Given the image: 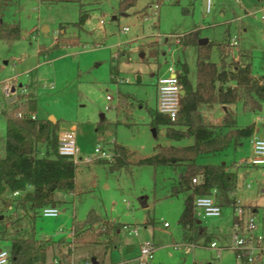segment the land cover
<instances>
[{"label": "rangeland", "instance_id": "374dc122", "mask_svg": "<svg viewBox=\"0 0 264 264\" xmlns=\"http://www.w3.org/2000/svg\"><path fill=\"white\" fill-rule=\"evenodd\" d=\"M211 2L208 12L207 0H138L122 12L120 0H82L90 13L83 26L76 24L81 9L78 2L51 5L41 0H12L5 6L4 19L19 24L22 33L12 42L0 40V144L6 137V112L27 111V102L34 96L39 119L54 116L60 132L73 128L79 157L93 158L76 163L75 192H55L58 217L39 212L33 219L22 207L23 192L9 194V205L0 202V214H7L0 224V248L10 249L14 237L35 236L51 240L45 264H94V259L96 264H139L141 245L150 242L155 245L154 257L144 264H235L233 248L225 247L218 255L210 246L201 245L204 236L191 239L193 231L179 224L189 193L173 194L180 166L130 164L113 171L101 162L108 159L95 151L102 145L113 153L117 142L135 152L131 160L137 162L153 155L158 145L190 143L187 138L170 139L166 125H160L155 135L151 111L156 109L158 77L169 75L170 66L178 71L186 61L189 78L196 81L197 48L179 44L182 35L192 29L198 28L200 37L216 43L231 44L235 37L238 45H231L225 61H249L255 74H264V0ZM155 4L160 5L158 14L145 20ZM61 24L65 25L62 33ZM125 27L129 31L124 32ZM211 59L222 62L217 45ZM237 108L239 125L258 121L257 126H262L257 118H264V102L258 114L245 111L241 103ZM208 111L213 120H219L213 109ZM102 114L105 120L97 130ZM250 155L251 142L245 139L243 145L232 144L199 161L239 163L237 199L245 205L259 203L257 218L264 224V192L260 191L264 165H245ZM92 210L121 223L120 236L118 231L115 234L116 227L106 234L109 229L104 222L85 224ZM233 214L232 207H223L220 217L199 218L208 227L204 232L211 234L206 244H231ZM210 231L217 232L219 240Z\"/></svg>", "mask_w": 264, "mask_h": 264}, {"label": "trees", "instance_id": "16d2710c", "mask_svg": "<svg viewBox=\"0 0 264 264\" xmlns=\"http://www.w3.org/2000/svg\"><path fill=\"white\" fill-rule=\"evenodd\" d=\"M12 0H0V40L12 42L21 38L19 24H10L4 19V8ZM15 1V0H14ZM17 1V0H16ZM48 4L60 2L80 3V16L76 23L83 26L90 18V13L84 8L82 0H41ZM138 0H120V10L126 12L135 6ZM159 2L163 0H158ZM179 3L180 0H175ZM61 33L65 25H60ZM200 30L198 28L182 35L179 44L197 48L196 84L189 78V66L181 62L178 72L182 90L181 107L176 121L161 114L157 109L151 111V126L158 131L160 125H166V134L170 139H192V143L184 146H156L151 156L141 157L137 162L131 160L133 152L126 146L114 144V159L101 160L109 164L111 170H121L130 164L137 165H184L185 170L178 185L173 187V194L180 191L189 192L184 201V209L179 218V224L186 231H193L191 239L205 237V244L211 240L203 229L206 226L196 216L194 199L196 195L211 194L222 207H235L238 201L235 196L237 189V173L229 170L226 163H202L199 158L214 155L227 150L232 144H239L243 139L250 138L254 133V125L238 127L237 116L231 105L241 103L247 112L262 109L264 101V74L254 73L251 62L232 60L225 61L230 53L229 41L216 43L209 41L199 44ZM217 45L221 52L222 62L211 59L213 46ZM55 46H59L56 42ZM42 54V53H41ZM180 63V62H179ZM216 105H226L221 120L215 124L206 113ZM37 101L29 99L27 113H35ZM17 113V112H16ZM16 113L7 115V131L4 142L0 144V202L9 205V194L23 192L20 197L22 207L32 213L35 219L44 206L55 204V192H75L77 188V164L67 156L58 152L59 121L48 119H33L31 116L18 117ZM104 118L97 130H101ZM45 148V149H44ZM44 149V151H43ZM199 177V183L193 179ZM103 222L95 211H90L85 224L93 225ZM80 222L76 225L79 226ZM110 235L116 227L115 234L121 223H104ZM51 240L17 237L11 242L10 264H45L48 245ZM210 244V243H209ZM69 257V253L66 254Z\"/></svg>", "mask_w": 264, "mask_h": 264}, {"label": "built area", "instance_id": "2783aa9c", "mask_svg": "<svg viewBox=\"0 0 264 264\" xmlns=\"http://www.w3.org/2000/svg\"><path fill=\"white\" fill-rule=\"evenodd\" d=\"M211 3V0H207L208 12L211 9ZM159 8V4L150 7L149 11L151 15L146 16L145 20H149L151 17L157 15ZM262 19L264 20V15H262ZM104 22V20H101V23ZM129 29V27H125L123 31L127 32ZM237 44V39L233 37L231 45ZM169 71L171 72L169 75H161L158 77L156 109L161 114L168 116L171 121H176L180 112L182 95V85L178 76L180 70L177 71L173 66H170ZM107 98L109 100L112 99L111 96H107ZM16 115L20 118L28 115L33 119H37L35 113H27L23 110H19ZM95 151L100 158L110 161L114 159L115 153H112L108 148H103L101 145L96 147ZM58 152L60 155L72 158L75 163H80V161L90 162L93 158L91 156L79 157L80 150L77 146L76 132L73 128L60 132ZM246 163L256 166L264 165V137H255L252 139L251 155L246 159ZM199 182V177L193 179V183L196 184ZM215 193L216 191L214 190L211 194L195 196L194 209L198 218L201 216L204 218L220 217L222 215L223 207L218 203ZM14 194L18 195L20 191H16ZM233 210L234 216L230 232L231 244L221 246L217 241H212L209 244L210 248L215 250L218 255L221 254L225 247L233 248L235 252V264H264V225L258 221L256 214L247 207L238 204L233 207ZM40 215L45 217H58L60 215V209L56 204H50L41 209ZM135 232H138L137 228ZM154 251V244L150 242L143 243L138 258L139 264L148 263L154 257ZM11 258L10 249H0V264H10Z\"/></svg>", "mask_w": 264, "mask_h": 264}, {"label": "crops", "instance_id": "0c3cea01", "mask_svg": "<svg viewBox=\"0 0 264 264\" xmlns=\"http://www.w3.org/2000/svg\"><path fill=\"white\" fill-rule=\"evenodd\" d=\"M245 8H246V6H245ZM247 11V10H246ZM116 16V15H115ZM117 17V16H116ZM37 28V27H36ZM35 28V29H36ZM34 29V30H35ZM238 45V44H237ZM40 52V51H39ZM196 72H197V70H196ZM191 80V79H190ZM191 82L195 85L196 84V81H192L191 80ZM31 97V99H35V97L34 96H30ZM36 100V99H35ZM110 100H112V99H110ZM264 102V101H263ZM238 104V103H237ZM237 104H234V105H231V108L232 109H234L235 110V112H236V116H237V125H238V127H245V126H247V125H250V124H252V125H254V133H253V135L250 137V138H246V139H250V142H251V150H252V139H254L255 137H264V118L262 117V116H258V118H257V120H259V124L260 125H262V126H257L258 124H257V122L258 121H255V122H253V123H240V125L238 124V108H237ZM227 108V106L226 105H216L215 107H213V108H210V109H205V111H206V113L209 115V117H210V114H209V111L208 110H212L213 109V111H214V113L217 115V117H219V120H213L211 117H210V119L213 121V123H215V124H217L220 120H221V118H222V116H223V114H224V110ZM262 108H263V103H262ZM262 110V109H261ZM261 110H259V111H256V112H251V113H256V114H258V113H260L261 112ZM212 111V112H213ZM35 114H36V112H35ZM7 115H8V112H6V124H7ZM36 116H37V114H36ZM50 117V116H49ZM37 118H39L38 116H37ZM104 118V117H103ZM7 131V130H6ZM245 139H243L239 144H234L235 145V147H237V146H239V145H243V141H244ZM115 141V140H114ZM117 143V142H116ZM192 143V139H190V143L189 144H191ZM189 144H187V145H189ZM123 145V144H122ZM102 146V145H101ZM124 146H126V145H124ZM127 147V146H126ZM129 150H130V148L129 147H127ZM131 151V150H130ZM133 152V151H132ZM224 152V151H223ZM135 152H133V154H134ZM217 154H219V153H217ZM217 154H214V155H217ZM206 156H209V155H206ZM84 163H88V162H84ZM220 163H226L227 165H228V169L229 170H232V171H235L236 173H237V189H238V171H237V169H238V167H239V163H237V165H233L232 163H227V162H220ZM245 165H251V164H245ZM171 166H173V165H171ZM178 166H180L181 168H182V172L180 173V177H179V182H180V179H181V177H182V174H183V172H184V170H185V166L184 165H178ZM242 166V165H241ZM254 166H256V165H254ZM174 167H177V166H174ZM259 167V166H258ZM76 180H77V177H76ZM247 187H252L250 184H247ZM237 189H236V192H235V196H236V199H237ZM260 191L261 192H264V186H260ZM21 193V192H20ZM18 195H20V194H18ZM56 200V199H55ZM237 201H238V204H240V205H242V206H244V207H247V208H249L252 212H254L255 214H256V216H258V214H259V212H260V207H261V205H259V203H254V204H251V205H245V204H242L238 199H237ZM56 205H57V203H55ZM58 206V205H57ZM7 214H6V212H2L1 214H0V224H2V219H5L7 216H6ZM234 216V215H233ZM102 217V216H101ZM102 219H103V222L104 223H117V222H115L114 220H111V219H107V218H105V217H102ZM102 222V223H103ZM261 223V222H260ZM75 224H77V223H75ZM75 224H74V226H75ZM262 224V223H261ZM262 225H264V224H262ZM14 226H12V227H9V228H7L6 229V231H5V233L4 234H7V232H8V230H10L11 228H13ZM76 227V226H75ZM207 227V226H206ZM208 228V227H207ZM121 230L122 229H119L118 230V235L120 234V232H121ZM210 233H213V234H215L216 235V239L217 240H219V235H218V233L217 232H214V231H210ZM120 236V235H119ZM5 237V236H4ZM32 237V236H31ZM14 238H17V237H14ZM28 238V237H27ZM2 240V239H1ZM1 240H0V242H1ZM205 240V239H204ZM122 242V241H121ZM121 242L119 243V245H121ZM117 244V243H116ZM202 246H209V243L208 244H205V242H203V244H201ZM196 246V245H195ZM1 249V248H0ZM107 252H108V248H106V251H105V253H104V257H105V255L107 254ZM104 260H105V258H104ZM94 263L96 264L97 263V261L94 259ZM209 264H211V262H209Z\"/></svg>", "mask_w": 264, "mask_h": 264}, {"label": "water", "instance_id": "95a60500", "mask_svg": "<svg viewBox=\"0 0 264 264\" xmlns=\"http://www.w3.org/2000/svg\"><path fill=\"white\" fill-rule=\"evenodd\" d=\"M115 17H116V16H115ZM45 30H47V27H46V26L43 27V31H45ZM208 41H209L208 38H206V37H201V38L199 39V44H200V45H204V44L208 43ZM12 91H15V87L12 88ZM181 93L184 94V90H182ZM101 116H102V118H103V117H104V114H102ZM49 119L52 120V121H54V122L57 121V119H56L54 116H50ZM153 132H154V134L156 135V130H155L154 128H153ZM145 206H146V204H145Z\"/></svg>", "mask_w": 264, "mask_h": 264}]
</instances>
